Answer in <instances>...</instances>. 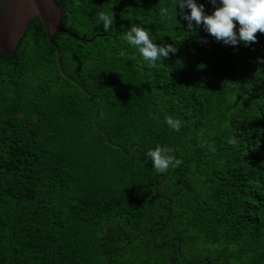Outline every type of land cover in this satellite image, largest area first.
Listing matches in <instances>:
<instances>
[{"label": "trees", "instance_id": "obj_1", "mask_svg": "<svg viewBox=\"0 0 264 264\" xmlns=\"http://www.w3.org/2000/svg\"><path fill=\"white\" fill-rule=\"evenodd\" d=\"M175 2L58 0L68 77L39 19L0 53V264H264V33L225 45ZM133 23L178 52L144 67Z\"/></svg>", "mask_w": 264, "mask_h": 264}, {"label": "clouds", "instance_id": "obj_2", "mask_svg": "<svg viewBox=\"0 0 264 264\" xmlns=\"http://www.w3.org/2000/svg\"><path fill=\"white\" fill-rule=\"evenodd\" d=\"M210 2L215 7L212 14H207L205 5L198 3V0H176L174 11L170 12L168 7H164L160 9V15L169 16L178 23L180 21L177 17L181 16L182 20L187 22L188 32H196L198 27L203 26L204 30L218 42L234 47L242 42L245 46H250L258 41L256 35L258 32L264 33V0H210ZM98 15L104 29H110L115 20L114 12H100ZM153 36L150 29L133 23L120 37L136 49L137 62L149 69L155 67L161 59L165 60L178 52V48L171 43H155ZM202 42L207 43V40ZM261 62H264V58H261ZM166 122L173 131H180V120L168 117ZM230 142L235 144L236 139L233 138ZM145 162L150 163L158 173H166L170 168L178 167L182 163L181 160L168 155V149L164 146L146 151Z\"/></svg>", "mask_w": 264, "mask_h": 264}, {"label": "water", "instance_id": "obj_3", "mask_svg": "<svg viewBox=\"0 0 264 264\" xmlns=\"http://www.w3.org/2000/svg\"><path fill=\"white\" fill-rule=\"evenodd\" d=\"M65 11V7L60 5L58 0H0V53L3 56H12L32 20L39 19L49 41L57 51L59 68L62 74L68 77L60 51L53 41L56 33L66 32L62 23ZM92 96L100 100L98 114L101 98Z\"/></svg>", "mask_w": 264, "mask_h": 264}]
</instances>
